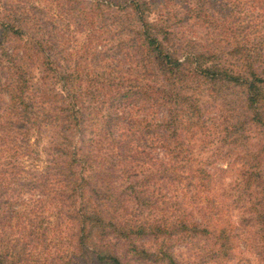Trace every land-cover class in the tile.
<instances>
[{
	"label": "trees",
	"instance_id": "16d2710c",
	"mask_svg": "<svg viewBox=\"0 0 264 264\" xmlns=\"http://www.w3.org/2000/svg\"><path fill=\"white\" fill-rule=\"evenodd\" d=\"M105 1L108 9L116 7L115 10L131 15L130 32L134 34L131 47L141 53L140 63L132 65L134 69L131 64L127 65L135 85H130L128 91L116 85L115 93L108 96V103L126 104L129 101L128 105L136 110L148 106L167 107V114L158 119L153 112V122H150L145 116L138 119L131 111L119 114L118 110H111L110 105L104 134L115 145L113 155L109 165L103 167L105 170L90 177L86 173L87 167L92 165L98 151H102L101 141L98 143L94 136L89 141L86 138L87 127L81 105L82 97L91 88L81 85L84 82L82 74L52 67L49 43L35 39L33 48L44 58L45 76L56 80L55 83L62 87L61 91L53 88L49 93H42L44 105L39 126H52L56 132L45 147L50 165L45 171L44 182L34 178L24 181L22 186L40 187L45 191L56 185L59 191L54 200L58 213L51 222L32 207L24 213V221L15 225L19 228L4 229L0 233V264H188L183 255L174 253L171 242L198 238L204 245H210L212 256L229 260L236 249V234L229 220L232 218L227 216L215 195L212 174L206 168L198 167L199 159L194 155L196 134L208 127L194 86L199 81L238 86L242 89L244 109L251 115V122L264 130V64L259 63L257 57L261 55L253 54L252 43L246 41L247 45L241 46L238 41L229 53L242 67L241 71H236L233 65L216 61L212 50L192 51L191 41H182V53L179 54L178 49L169 43L170 29L148 19L147 8L151 5L148 0H119L114 4ZM234 2L238 6L241 0ZM254 3L260 9L264 8L263 0ZM228 8L219 0H197L193 6L189 5L185 19L195 21L197 26L207 28L215 35L217 32L229 37L241 34L245 39L252 25L232 26L230 14L226 12ZM258 17L264 21V13ZM3 26L1 34L23 35L22 29L14 25ZM38 31L43 35L44 27ZM139 65L151 67V80L142 75L143 71L136 72ZM104 74L96 77L107 85L116 82ZM144 80H148V84L136 82ZM136 110L132 111L136 113ZM96 136L101 138L98 134ZM79 139L86 144V151L78 147ZM142 141H152L156 148L163 150L164 156L155 158L159 164L153 166L156 172H152V177L169 187L168 192H172L175 198L173 203L164 200L163 207H160L161 198L156 197L158 189L145 187L150 179L147 182V178L142 182L134 181L133 163L142 152L138 146ZM119 172L129 182L120 191L112 181L113 173ZM1 182L0 216L9 204L4 199L7 188ZM183 196H193L194 200L205 203L202 220L187 212L185 201H181ZM162 198L165 199L164 194ZM132 200L142 209L151 211L150 217L128 216ZM173 205L179 212L176 218L157 215L159 209L166 211ZM254 206L257 214L252 221L259 224L264 244V195ZM64 223L70 231L69 254L67 249L62 251L58 247L59 243L54 250L50 248L55 238L50 233ZM152 244L156 245L155 249ZM40 246L44 248L39 249Z\"/></svg>",
	"mask_w": 264,
	"mask_h": 264
},
{
	"label": "rangeland",
	"instance_id": "374dc122",
	"mask_svg": "<svg viewBox=\"0 0 264 264\" xmlns=\"http://www.w3.org/2000/svg\"><path fill=\"white\" fill-rule=\"evenodd\" d=\"M108 1L114 4L119 0ZM148 1L151 3L147 8L148 19L170 29L169 43L178 49L179 54L182 53V41H191L192 51L212 50L216 61L233 65L236 71H241L242 67L229 54L240 41L241 46L252 43L253 54L261 55L257 57L259 63L264 64V21L258 17L264 13V8L260 9L255 0H241L238 6L235 0H219L229 7L226 12L230 14L229 23L232 26L252 25L245 39L241 34L229 37L217 32L215 35L213 31L197 26L195 21L186 20L189 5L193 6L197 0ZM107 4L105 0H0V182L3 180L1 184L7 188L4 199L9 203L0 216V233L4 229L19 228L15 225L24 221V213L32 207L51 222L55 221L58 213L54 200L59 191L56 185L49 186L52 190L45 191L40 187L22 186L24 181L34 178L44 182L45 171L50 165L45 147L56 132L52 126H39L44 105L42 93H49L53 88L61 91L62 87L55 83L56 80L45 76L44 58L33 48L35 39L49 43L52 67L82 74L84 82L81 85L91 88L82 97L81 105L87 127L86 138L89 141L94 136L98 143L101 141L102 151H98L92 165L87 167L86 173L90 177L105 170L103 167L109 165L113 155L115 145L104 134L110 105L111 110H118L119 114L131 111L138 119L145 116L150 122H153V112L158 119L167 114V107L148 106L136 110L128 105L129 101L126 104L108 103V96L115 93L116 85L126 91L130 85H135L127 65L133 67L134 63H140L141 53L131 47L134 38L130 32L133 23L131 15L115 10L116 7L108 9ZM253 8L256 9L252 11ZM3 25H14L22 29L23 35L16 36L12 32L11 36L1 34ZM256 25L260 27L256 29ZM40 27H44L45 35L48 33L45 37L38 31ZM137 71H143L142 75L151 80L150 66L139 65ZM100 74L116 82L107 85L96 77ZM136 82L148 84V80ZM194 88L200 97L198 104L208 126L201 132L203 134H196L194 155L199 159L198 167L202 166L212 174L215 195L223 204L227 216L232 218L229 220L236 234V249L229 260L212 256V248L200 242L201 238L194 241L174 240L171 242L172 249L181 257L183 255L188 264H264L261 228L252 221L257 214L254 205L264 195V130L251 122V115L244 109L242 89L238 86L199 81ZM138 146L142 152L133 163L134 181L142 182L147 178V182L150 179L145 187L158 189L156 197L161 198L160 207H163L161 203L164 200L173 203L175 198L172 192H168L169 187L152 177V172H156L153 166L159 164L155 158H162L163 150L156 148L152 141H142ZM78 147L86 151V144L81 139ZM112 177L118 191L128 186L129 182L120 172L113 173ZM192 200L193 196H183L181 201H185L187 212L202 220V208L206 205L200 199ZM128 212V216L151 215V211L142 209L133 200L129 203ZM164 214L174 219L179 212L173 205L166 211L159 209L157 212L160 217ZM50 234L55 237L50 248L54 250L59 243L58 247L62 251L67 249L69 254L70 231L67 224L57 227ZM155 247L154 244L153 249ZM43 248L40 246L39 249Z\"/></svg>",
	"mask_w": 264,
	"mask_h": 264
}]
</instances>
